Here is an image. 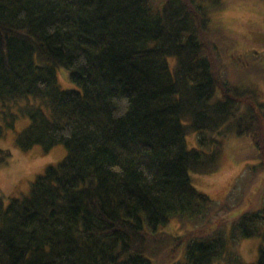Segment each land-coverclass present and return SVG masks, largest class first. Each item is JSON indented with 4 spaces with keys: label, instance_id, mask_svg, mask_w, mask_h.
Returning <instances> with one entry per match:
<instances>
[{
    "label": "trees",
    "instance_id": "obj_1",
    "mask_svg": "<svg viewBox=\"0 0 264 264\" xmlns=\"http://www.w3.org/2000/svg\"><path fill=\"white\" fill-rule=\"evenodd\" d=\"M218 1L0 0V141L22 116V152L68 150L28 196L7 204L0 189V264H154L174 241L169 263L264 264V199L246 203L264 185V102L232 83L210 38ZM231 133L259 164L218 203L192 174L219 171ZM11 156L0 150V167ZM173 219L184 236L159 232Z\"/></svg>",
    "mask_w": 264,
    "mask_h": 264
},
{
    "label": "rangeland",
    "instance_id": "obj_2",
    "mask_svg": "<svg viewBox=\"0 0 264 264\" xmlns=\"http://www.w3.org/2000/svg\"><path fill=\"white\" fill-rule=\"evenodd\" d=\"M163 1L154 0V5L160 7ZM209 27L211 40L216 44L214 40L217 39L222 63L230 69L232 83L245 90L260 93L261 102H264V0H219L218 4L211 5ZM222 74L226 75V72ZM57 77L63 90L78 89L66 69H59ZM13 110L18 112L16 106H13ZM3 111L0 103L2 125ZM29 124L27 117L19 116L15 129H8L0 141V150H8L12 154L8 163L0 167V189L7 204L11 199L28 196L36 179L44 175L49 166L57 165L68 155V150L63 145H58L49 152H45L41 146L22 152L16 145V135ZM187 143L189 148H199V134L190 132ZM254 156L252 143L231 133L221 157L219 171L211 175L192 174L193 184L218 203L226 202L246 169L259 164V159ZM262 188L255 194H250L246 199L247 206L255 209L260 206L264 199V185ZM242 196L243 194L239 198H243ZM239 213L236 212L233 216ZM159 232L168 237H179L185 235L186 228L177 219H173L167 226L161 227ZM260 244L259 238L245 239L238 245V253L245 262H256ZM174 246L175 241L174 244L165 245L160 260L153 258L154 264H173L183 259L180 255L169 263L170 255L174 258L176 256V253H172Z\"/></svg>",
    "mask_w": 264,
    "mask_h": 264
}]
</instances>
